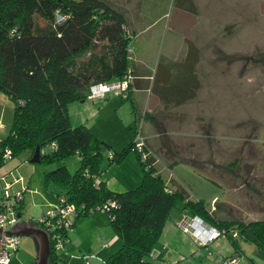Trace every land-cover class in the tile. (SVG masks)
<instances>
[{
	"label": "rangeland",
	"instance_id": "1",
	"mask_svg": "<svg viewBox=\"0 0 264 264\" xmlns=\"http://www.w3.org/2000/svg\"><path fill=\"white\" fill-rule=\"evenodd\" d=\"M105 1L123 12L131 35V61L151 76L147 86L154 84V91L158 90L162 78L172 87L166 97L174 101L162 100L160 113L154 116L159 128L155 123L148 128L140 117L141 133L148 137L150 148L156 149L154 168L163 182L181 187L189 200H202L204 207L215 209L221 219L264 218V0ZM191 4L194 10L188 13L192 17L176 21L177 8L182 6L184 11ZM188 41L196 44L198 63L185 61ZM135 52L143 65L134 62ZM192 74L202 83L191 98L179 100L175 89L189 85ZM149 95L150 89L124 99L116 90L101 98L66 103L70 125L84 124L100 141V178L110 184L111 191L129 190L140 182L141 168L133 151L117 163L107 164V158L108 153L120 152L137 139L140 119L135 122L132 106L137 109L142 105L139 101ZM13 107L0 92V139L7 134ZM43 149L50 150L48 145ZM28 157L24 150L5 159L0 175L6 181L20 178L10 191L24 189L20 218L34 223L57 204V189L52 183L44 184V173L60 164L73 172L78 157L74 153L50 163H32ZM172 161L176 163L168 166ZM180 211L181 201L176 200L151 251L152 260L158 258L155 264H264L255 244L241 237L236 239V251L223 234L205 244L192 240L178 227L184 217ZM76 219L77 226L68 232L70 243L76 244L73 231L85 233L91 245L86 243L83 251L90 264L119 248L105 212ZM18 241L17 251L6 264H34L32 238L19 236ZM99 243H104L107 252L103 256L95 253ZM56 253L60 257L62 250ZM65 260L67 264L82 262L79 253L75 258L66 254Z\"/></svg>",
	"mask_w": 264,
	"mask_h": 264
},
{
	"label": "trees",
	"instance_id": "2",
	"mask_svg": "<svg viewBox=\"0 0 264 264\" xmlns=\"http://www.w3.org/2000/svg\"><path fill=\"white\" fill-rule=\"evenodd\" d=\"M188 8L193 10L190 5ZM130 36L123 12L105 0H0V92L14 105L7 134L0 139V166L6 149L11 157L26 150L29 160L38 147V162L44 163L62 161L75 153V170L69 172L60 164L44 173V184L56 187L57 201L62 197L64 203L78 209L71 226L78 216L93 214L102 203L113 202V207L104 212L120 246L98 264H154L152 248L176 200L181 201V211L223 234L234 251L239 249L236 239L241 237L255 244L258 255L264 258V218L221 219L215 209L205 208L202 200H189L181 187L168 186L154 168L156 149L150 148L146 138L145 162L140 160V152L134 151L133 141L120 152L108 153L107 164H112L133 151L141 168L136 187L114 192L100 178V141L84 124L70 125L66 103L86 99L90 85L121 82L127 75L124 99L140 88L130 57ZM197 58L193 42L188 41L185 61L194 64ZM192 76L189 85L180 84L175 89L179 100L195 94L198 83ZM157 84L160 91H154L153 84L150 93L157 94L161 101H174L166 97L172 87L162 78ZM132 112L135 122L140 117L153 119L146 109L138 112L132 106ZM47 145L50 150L45 152ZM21 208L22 200L20 213ZM51 244L49 261L60 264Z\"/></svg>",
	"mask_w": 264,
	"mask_h": 264
},
{
	"label": "built area",
	"instance_id": "3",
	"mask_svg": "<svg viewBox=\"0 0 264 264\" xmlns=\"http://www.w3.org/2000/svg\"><path fill=\"white\" fill-rule=\"evenodd\" d=\"M128 77L127 75L126 80ZM126 80L90 85L86 97L91 99L101 98L104 94L115 92L116 90L119 91V95L124 97L126 94ZM136 125L138 129L136 132L137 139L133 141V147L134 151L140 152V160L145 162L147 153L144 149V136L141 134V120ZM9 157L10 152L6 149L2 155V160L4 161ZM19 180L20 178H16L13 181H6L4 176L0 177V264H6L9 261L11 255L16 251L19 242L18 235H5L3 231L8 230L18 221H28L20 218V210L18 209L20 201L23 198L22 193L24 189L15 193L10 191L12 185ZM112 207L113 202L106 201L96 207V209L104 212ZM92 209L88 211L91 212ZM77 212L78 209L74 205L64 203V199L61 197L49 212L43 214L34 222V224L44 228L49 234L53 252L58 258L59 256L56 251L62 249L63 245L68 241L67 232L70 230L71 220ZM17 214H19V216H17ZM184 220H186V222L181 223L180 228L182 231L189 233L197 243L201 242L205 244L221 234L218 230L208 226L197 217H190Z\"/></svg>",
	"mask_w": 264,
	"mask_h": 264
},
{
	"label": "crops",
	"instance_id": "4",
	"mask_svg": "<svg viewBox=\"0 0 264 264\" xmlns=\"http://www.w3.org/2000/svg\"><path fill=\"white\" fill-rule=\"evenodd\" d=\"M192 8H193V10H194V5L193 4H191L190 5ZM193 10H190L188 7H187V9H185L184 11H183V9L182 8H177V12H176V14H175V20L177 21V19H181V18H183L184 16L187 18V17H192V14H190V13H193ZM188 12H190V13H188ZM124 19H125V17H124ZM176 24V22H174V25ZM193 45H194V47H196L195 45V43H193ZM139 55V53L137 52H135L134 53V56H133V59H134V62H136V63H138V64H140V65H143V63H142V57H140V56H138ZM199 61V60H198ZM198 61H197V63H198ZM133 68L135 69V72H136V75H137V78H138V80H139V82H138V85H139V87L140 88H138V89H134V91H132L131 92V94H130V96L133 94V92L135 93V92H138V93H141V92H144V91H148V89H150L148 86H147V82H146V80H150V78H151V76L150 75H148V74H146L145 72H141V70L140 69H138L137 68V65H135V64H133ZM197 83H198V86H200V84L202 83V81L201 80H199V81H197ZM159 88H160V84H159ZM158 88V91H160V89ZM199 88V87H198ZM197 88V89H198ZM197 92V90L195 91V93ZM195 95V94H194ZM86 99H87V97H86ZM139 103H140V107H139V105H138V108H137V110H138V112L140 111V110H144V109H146V112L149 114L148 116H153V119H151L150 120V118L148 117V119L146 118L145 120L147 121V123H148V128H149V124H151V123H157L156 122V120H154V116H155V114H157V113H160V110H161V108H162V106H161V100L158 98V96H157V94H151L150 93V95L149 96H147L146 98H145V100L143 99V100H140L139 101ZM157 108V109H156ZM153 111H155V113H154V115H153ZM154 125V124H153ZM160 126L158 125V128H159ZM158 134V133H157ZM156 134V135H157ZM144 136V138H146V141H147V136H145V135H143ZM147 143H148V141H147ZM0 177H2V175H0ZM105 186L108 188V187H110V184L108 183H106L105 182ZM113 187V186H112ZM109 189V188H108ZM210 209H212V208H210ZM180 215L181 216H184L183 217V219H182V221L178 224V227L180 228V224L181 223H184V222H186V220H184V219H186V218H190V216H188L184 211H180ZM179 220V219H178ZM79 221V219L77 220H75L74 221V223H73V225L71 226L72 228L73 227H76L77 226V222ZM176 221H177V219H176ZM72 228H70V230L68 231L69 233H70V231H71V229ZM181 229V228H180ZM182 230V229H181ZM68 232H67V236H68V241L63 245V247H62V249H60V250H62V254H60V264H67V261L65 260V255L66 254H68V258H75V257H77V253H79V258H81V264H90L89 262H88V260L86 259V257H85V254H84V251H83V248L85 247V244L86 243H88V244H86V245H88V246H90L91 245V243H89L90 241H88V242H86V240H85V237H84V234L85 233H83L82 232V230H80V233H78L77 231H73L72 232V238L74 237L76 240V244H73V243H70V241H71V238H70V234H68ZM184 232V231H183ZM184 233H186V232H184ZM189 236H190V238H192V240H194L193 239V237L189 234V233H187ZM99 236V235H98ZM195 241V240H194ZM104 243H106V242H104ZM104 243H101V245H100V243H99V246L97 247V250H96V254H98V255H104L105 253H107L106 252V249H104ZM106 245V244H105ZM16 251H17V249H16ZM152 253V252H151ZM152 256H153V254H152ZM62 258H63V260H62ZM153 258H154V256H153ZM102 259V258H101ZM155 259H156V261L158 260V258H156L155 257ZM103 260V259H102ZM64 261V262H63ZM155 260L153 261L154 262V264H155V262H156ZM101 262V261H100ZM99 263V262H98ZM97 263V264H98Z\"/></svg>",
	"mask_w": 264,
	"mask_h": 264
},
{
	"label": "water",
	"instance_id": "5",
	"mask_svg": "<svg viewBox=\"0 0 264 264\" xmlns=\"http://www.w3.org/2000/svg\"><path fill=\"white\" fill-rule=\"evenodd\" d=\"M29 162H38V147H35ZM19 216V214H17ZM5 235L29 236L32 238L35 245L34 264H51L50 258V240L49 234L44 228L30 222L18 221L13 224L8 230L3 231Z\"/></svg>",
	"mask_w": 264,
	"mask_h": 264
}]
</instances>
